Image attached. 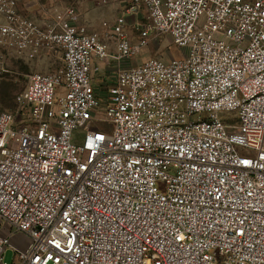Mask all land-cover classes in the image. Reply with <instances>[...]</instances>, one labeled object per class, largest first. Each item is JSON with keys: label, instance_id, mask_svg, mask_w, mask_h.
Returning a JSON list of instances; mask_svg holds the SVG:
<instances>
[{"label": "built area", "instance_id": "built-area-1", "mask_svg": "<svg viewBox=\"0 0 264 264\" xmlns=\"http://www.w3.org/2000/svg\"><path fill=\"white\" fill-rule=\"evenodd\" d=\"M39 0H26L35 3ZM108 0H101L107 3ZM104 41L76 7L40 24L0 0L7 56L61 52L0 113V264H264V0H132ZM161 35L183 56L118 67ZM105 107L109 132L92 127ZM223 112H236L227 124Z\"/></svg>", "mask_w": 264, "mask_h": 264}, {"label": "rangeland", "instance_id": "rangeland-1", "mask_svg": "<svg viewBox=\"0 0 264 264\" xmlns=\"http://www.w3.org/2000/svg\"><path fill=\"white\" fill-rule=\"evenodd\" d=\"M22 3V10L28 15L35 16L38 15V11L44 7L48 8L50 12H56V10L63 9L64 7L71 6L76 7L80 13L83 15L84 11L91 9V12L95 11L96 8L101 7L100 3L96 0H39L35 3L27 4L25 0H18ZM110 3H114V0H108ZM110 3V4H111ZM85 8V9H84ZM49 12V13H50ZM30 14V15H29ZM85 14V13H84ZM137 18H134L132 23L134 29L136 28V21L141 25L145 24L147 19V13L145 10H140ZM31 18V17H30ZM0 16V21H2ZM108 23V22H106ZM112 24V23H108ZM105 39L109 40L113 34L107 28H105ZM135 33H137L135 29ZM138 35L135 34L133 39L134 42H137ZM183 56V51L173 45L171 37L168 35H161L152 39L149 45L139 54V56L131 59L130 61H124L125 67H132L141 64L142 62L150 58H161L166 61L173 59H178ZM51 56H42L38 59L26 62L21 59H18L15 56H7V69L8 73L0 77V100H1V109L9 111L14 114L18 122L22 121L24 118L22 112L19 110L15 98L21 93L27 86L29 76L34 73H52L56 68L61 65V54H56L55 57L50 58ZM114 76V70H106L101 68V71L96 73L93 77V84L97 89V92L104 96L106 89L112 83V77ZM1 93H6L5 97H2ZM2 97V98H1ZM3 100V101H2ZM98 121L94 123L92 127L95 130H101L104 132H109L113 129V125L108 123L105 118V107L101 106L95 113ZM220 118L227 124H237V113L236 112H223L220 114ZM4 226V223L0 225V228ZM4 262L6 264H18L19 259L15 255L12 247H9L4 254Z\"/></svg>", "mask_w": 264, "mask_h": 264}, {"label": "crops", "instance_id": "crops-1", "mask_svg": "<svg viewBox=\"0 0 264 264\" xmlns=\"http://www.w3.org/2000/svg\"><path fill=\"white\" fill-rule=\"evenodd\" d=\"M96 1L100 3L101 7L96 8V10L93 12H91V9L86 10V12L84 11L85 14L83 13V15H81V20H80L81 25L85 26L89 33L98 34L100 38L104 40L105 39L104 23L108 22V23L113 24L119 16L124 14L126 17L127 30L131 36V39L133 40L135 37V34L137 33H135V29L132 23L134 21V18H137V16L139 15L138 14L139 12L137 14L135 13L131 14V13L126 12V10L129 8V6L132 3V0H114L113 4L111 2L110 4L108 1L107 3H102L101 0H96ZM68 7H71V6H67V7H64L63 9L56 10V12H50L48 8L44 7L38 11L39 12L38 15L32 16L29 14L30 15L29 17H31V19L35 20L36 22L40 24H48L57 12H60ZM24 14L27 15L26 13ZM137 24L138 22L136 21L135 26ZM59 53L61 54V52L45 53L40 56V59H42L41 58L42 56L43 57L51 56L50 58H52V57H55L56 54H59ZM60 60H61V65L60 67L56 68L55 71L63 66L62 54H61ZM123 65H124V62L118 64L111 60L107 63L102 64L101 67L105 68L106 70H109V69L114 70V73H115V70L118 67L127 68Z\"/></svg>", "mask_w": 264, "mask_h": 264}, {"label": "trees", "instance_id": "trees-1", "mask_svg": "<svg viewBox=\"0 0 264 264\" xmlns=\"http://www.w3.org/2000/svg\"><path fill=\"white\" fill-rule=\"evenodd\" d=\"M25 3H27L26 0H25ZM27 4H29V3H27ZM22 6H23L22 3L19 1V8H20V10L23 12V10H22ZM172 42H173V41H172ZM173 45H175V44L173 43ZM1 94H2V97L4 98L6 93H1ZM2 97H1V98H2ZM2 101H3V100H2ZM0 104H1V100H0ZM3 111H6V110H2V109H1V106H0V113L3 112Z\"/></svg>", "mask_w": 264, "mask_h": 264}]
</instances>
